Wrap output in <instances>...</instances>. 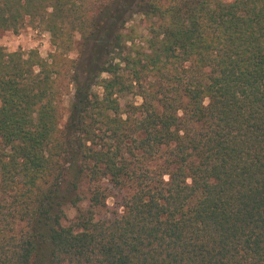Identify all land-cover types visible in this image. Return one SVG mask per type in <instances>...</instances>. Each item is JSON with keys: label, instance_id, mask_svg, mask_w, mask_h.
<instances>
[{"label": "trees", "instance_id": "trees-1", "mask_svg": "<svg viewBox=\"0 0 264 264\" xmlns=\"http://www.w3.org/2000/svg\"><path fill=\"white\" fill-rule=\"evenodd\" d=\"M26 18L53 49L0 47V264H264V0H0Z\"/></svg>", "mask_w": 264, "mask_h": 264}, {"label": "rangeland", "instance_id": "rangeland-1", "mask_svg": "<svg viewBox=\"0 0 264 264\" xmlns=\"http://www.w3.org/2000/svg\"><path fill=\"white\" fill-rule=\"evenodd\" d=\"M144 20L141 16L135 15L133 16L132 20L128 24V26H135L136 31L143 36L146 35V23L143 22ZM0 47L3 48L6 52H20L26 58L27 54L31 51H35L38 53L41 59H47L48 55L52 51V46L49 42V35L45 32L40 26L36 24H32L28 21V19H24L23 24L16 30V31H6L0 33ZM71 58L75 57V50L68 54ZM70 96L65 97L63 100V119L61 121V125L66 122L67 118V111L68 105L70 103ZM140 98L134 95H127L121 98L120 104L122 108L127 103H135L140 104ZM80 208H85L86 203H82ZM105 209L107 212L104 213L105 217H109L111 211L109 208L112 209V199H108L106 203ZM77 212V208L67 207L65 208V216L62 220V225L67 226L72 222ZM110 212V213H109Z\"/></svg>", "mask_w": 264, "mask_h": 264}]
</instances>
